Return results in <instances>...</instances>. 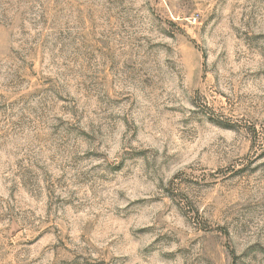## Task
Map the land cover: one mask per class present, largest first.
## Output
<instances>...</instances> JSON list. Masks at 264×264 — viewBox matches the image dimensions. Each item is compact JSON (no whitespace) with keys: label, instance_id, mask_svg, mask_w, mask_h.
<instances>
[{"label":"rangeland","instance_id":"rangeland-1","mask_svg":"<svg viewBox=\"0 0 264 264\" xmlns=\"http://www.w3.org/2000/svg\"><path fill=\"white\" fill-rule=\"evenodd\" d=\"M0 264H264V0H0Z\"/></svg>","mask_w":264,"mask_h":264}]
</instances>
